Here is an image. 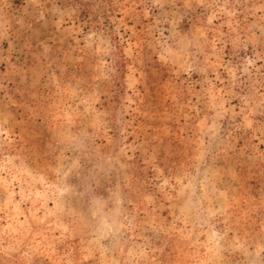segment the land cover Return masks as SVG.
Listing matches in <instances>:
<instances>
[{
	"label": "rangeland",
	"instance_id": "1",
	"mask_svg": "<svg viewBox=\"0 0 264 264\" xmlns=\"http://www.w3.org/2000/svg\"><path fill=\"white\" fill-rule=\"evenodd\" d=\"M0 264H264V0H0Z\"/></svg>",
	"mask_w": 264,
	"mask_h": 264
}]
</instances>
